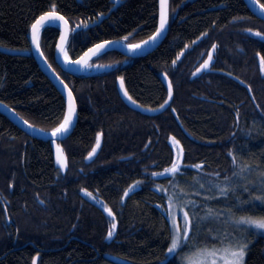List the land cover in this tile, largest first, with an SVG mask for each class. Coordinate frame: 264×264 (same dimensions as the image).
<instances>
[{"label":"trees","instance_id":"trees-1","mask_svg":"<svg viewBox=\"0 0 264 264\" xmlns=\"http://www.w3.org/2000/svg\"><path fill=\"white\" fill-rule=\"evenodd\" d=\"M118 1L0 0V48L24 53L0 52V103L39 130L57 129L65 103L31 54L30 29L49 12L80 26L66 44L71 60L108 40L138 45L151 38L158 0ZM168 14L167 36L156 49L138 58L104 52L92 65L110 71L92 76L63 72L54 59L59 30L40 31L41 52L73 93L77 121L58 142L62 175L49 142L0 114V264H31L37 253L38 264H115L106 254L131 264H183L199 250L244 241L245 264H264V234L240 223L232 240L222 236L225 219L233 225L264 217V201L256 199L264 197V42L252 36L264 33V22L242 0H168ZM213 46V67L245 83L254 101L228 76L193 77ZM162 74L173 100L159 115H141L120 99L117 79L135 103L159 108L167 99ZM99 135L101 150L87 165ZM173 164L179 171L167 172ZM169 203L188 213L191 229L172 256ZM5 212L18 222V236Z\"/></svg>","mask_w":264,"mask_h":264},{"label":"water","instance_id":"water-1","mask_svg":"<svg viewBox=\"0 0 264 264\" xmlns=\"http://www.w3.org/2000/svg\"><path fill=\"white\" fill-rule=\"evenodd\" d=\"M242 1H243L244 5L247 7V9L249 10V12L254 17H256L257 19L264 22V8L256 0H242ZM118 2L119 1L116 0V2H115L116 5L118 4ZM166 7H167V23L165 24L164 31L162 32V34L159 35V37H157L154 41H153V37H156V34L160 30V26H161L162 0H158V17H157L156 31L151 38H149L148 40L145 41L147 43L143 42V43L139 44V46H143V47H138V48L134 49L133 46H128V45H125L124 43L118 42V41L102 42V43H99V44L93 46L88 51H86L83 55H81L78 59L73 60V61L65 60V55L67 56L66 44L68 42L70 33L75 34L80 28L74 27L71 31V28H70L68 22L64 18L56 20L55 22L57 23V27L59 30V38L57 40L55 51H54V59H55L56 65L63 72H65L69 75L92 76L94 74H99V73L110 71L109 67H98L96 65L95 66L89 65L90 62L92 61V59L101 53H104L107 51H117L120 54H122L128 58H138L142 55H145V54L153 51L165 40L167 33H168V26H169L168 0H167ZM47 14L42 15V16H46ZM54 14L58 17H62L59 14H56V13H54ZM40 18L34 23L37 25V28L34 30L33 27H31V29H30L29 38H30L31 54H32L38 68L40 69V71L46 76V78L50 81V83L54 86V88L57 90V92L63 98V101L65 103L66 116H68L69 112L72 111V113H73L72 123L68 127V131L66 133H63L62 135L61 134L53 135L52 132H44V131L36 129L32 126L29 127L30 126L29 124H27L13 110H11L9 107H7L6 105H4L2 103H0V114L5 116V118L11 124L16 126L19 130L24 132L29 137L36 139V140H40V141L50 142V146H51L52 154H53L54 166H55V168L59 169L62 174H64L65 167L61 168L60 164L57 163L58 158L61 160V163H65V158H64L63 152L59 148L57 142L62 141L63 139L68 137L69 134L71 133V131L73 130V128L76 124V121H77V106H76V102H75L73 93L71 92L69 87L63 82V80L58 76V74L53 70V68L48 64V62L45 60V58L41 52V49H40L39 43H38L39 32L41 31V29L43 27L46 26L45 24L49 21H44V22H41L40 24H37V22L40 21ZM103 18H104L103 16H100L98 18L99 22ZM92 25H95V22ZM98 45H102L103 47L97 48ZM0 52L6 53V54H13V55L14 54L15 55H20V54L23 55L24 54V53H18V52H13V51H7V50L1 49V48H0ZM209 55H211V57H212L211 61H209ZM214 55H215V47H213L210 50L205 61H203V63L196 69L193 77L196 78V77H199L203 73L210 72V66L214 65V63H215ZM182 58H183V53L180 54V57L178 60L181 61ZM205 63H208L207 69L204 68ZM215 72H217V71H215ZM219 73L224 75V76H228L229 78H231L232 80L237 82L239 85L244 87L252 99V95H251L249 87L247 85H245L242 81H240L237 78H235L231 75H228L224 72H219ZM161 81L167 90V99H166L165 103L162 105L163 107L160 106L157 109L143 108L140 105H138L137 103L133 104L132 103L133 100H129L124 95V92L126 90L124 88V85H123V87H121V82H123L121 79L116 80V90L118 92L120 99L128 108H130L133 111L140 113L141 115L153 117V116L159 115L160 113L164 112L170 106V104L173 100L172 86H171V94L169 93V85H171L170 80L168 79V77L166 75L162 74L161 75ZM96 145H97V143H96ZM96 145L93 147V149H95V154L92 155L91 159H89V155L92 153V150H93L92 149L91 152L89 153V155L85 159L86 163H91L97 157L98 153L100 152L101 147H102V136H99V147L97 148ZM104 213L106 216H108L112 220L115 219L113 215L112 216L108 215V211H104ZM5 217H6L7 222H9L8 217L7 216H5ZM115 228H116V224H115ZM105 257L115 264H131L127 261L118 259L112 255H109V254H106ZM38 259H39V256H36L33 259L32 264H34V262H35V264H37Z\"/></svg>","mask_w":264,"mask_h":264},{"label":"snow or ice","instance_id":"snow-or-ice-1","mask_svg":"<svg viewBox=\"0 0 264 264\" xmlns=\"http://www.w3.org/2000/svg\"><path fill=\"white\" fill-rule=\"evenodd\" d=\"M166 5H167V0H162L161 26H160V30L156 34V37H153V41L157 37H159V35L162 34V32L164 31L165 24L167 23V7H166ZM58 19H63V17H58L53 12H49L46 16H42L40 18V21L37 22V24H40L41 22H44V21L54 22ZM32 27L35 30L37 28V25L34 24ZM255 35L260 36V33L257 32V33H255ZM145 43H147V42H145ZM102 47H103L102 45L97 46V48H102ZM133 47L135 49V48H138L140 46L135 45ZM211 59H212V57H211V55H209V61H211ZM204 68L205 69L208 68V63H205ZM121 87H123V82H121ZM169 93L171 94V85H169ZM124 95L129 100H132V98L130 96H128L127 91L124 92ZM132 103L135 104V101H132ZM72 115H73V113H72V111H70L68 116L65 118L64 122L60 125V127L55 129V131L53 132V135H57V134L62 135L63 133H66L68 131V127L72 123ZM29 127H31V126H29ZM96 147L97 148L99 147V137L97 138ZM94 154H95V149L92 150V153L89 155V159H91L92 155H94ZM229 155H231V153H229ZM233 162H235V161H233ZM57 163L60 164L61 168L66 167V164L61 163V160L59 158L57 159ZM166 171L169 173H176L179 171V166L176 164H173V166L170 169H167ZM201 187H203V185H201ZM220 191H221V193H224L227 190L221 188ZM124 195L127 196L128 193L125 192ZM256 199H260V200L264 201V197H256ZM211 214H212L211 211H209V215H211ZM108 215L112 216V212L110 210H108ZM184 219L186 221V226L184 229L183 237H180V236L173 237V239L171 241V245L168 248L169 254L176 253L177 249L181 247V239H183L184 241H190V239H191V237L188 234L189 231L191 230L188 223H187L189 221L188 213L184 214ZM239 223L247 224L251 228H255L258 231L264 232V217L244 218V219H241L239 221ZM112 227L114 230L115 224H113ZM112 236H113V231H109L107 234V239H111ZM248 248H249V243L247 241L238 242L235 244L229 242L227 247H224L223 249H215V250H213V252L211 254L215 255L217 251L221 252L222 253L221 258L224 259L225 264H245V257L247 256ZM34 264H35V262H34Z\"/></svg>","mask_w":264,"mask_h":264},{"label":"rangeland","instance_id":"rangeland-1","mask_svg":"<svg viewBox=\"0 0 264 264\" xmlns=\"http://www.w3.org/2000/svg\"><path fill=\"white\" fill-rule=\"evenodd\" d=\"M259 179H260V181H262L263 178L260 176ZM252 185H255V182H252ZM166 212H167V218H168L170 228H171L172 239L175 236L183 237L184 229L186 226V221L184 219V214H185L184 211L182 209L179 210L172 203H169L167 205ZM187 223L189 225V221ZM234 226H236L238 228H234ZM246 226L249 227V225H247V224H246ZM239 228H241L240 223H234L232 225L230 219L229 220L225 219L224 220V233L222 234V236H225L228 234L227 237H228V240L230 241V240H232V238H231L232 231L234 229H239ZM242 229H244V228H242ZM254 230H256V229L254 228ZM256 231L258 233L264 234V232H261L258 230H256ZM172 239H171V241H172ZM236 241H238V240H236ZM183 242H184V240L181 239V245ZM170 245H171V243H170ZM227 245L226 246L224 245L223 247H219V248H212L206 252H202L203 250H199L198 252H194L193 258L192 257L187 258L183 264H225L224 259L221 258V256H222L221 252L217 251L215 255H212L211 253L213 252V250L223 249L224 247H227ZM167 253H168V251H167ZM174 254L168 253V256H172Z\"/></svg>","mask_w":264,"mask_h":264},{"label":"flooded vegetation","instance_id":"flooded-vegetation-1","mask_svg":"<svg viewBox=\"0 0 264 264\" xmlns=\"http://www.w3.org/2000/svg\"><path fill=\"white\" fill-rule=\"evenodd\" d=\"M255 33H257V31H252V36H255V37H258V38H260L263 42H264V33L262 34V35H260V36H257V35H255ZM187 49L188 48H185V50L184 51H181L178 55H179V57H180V54L181 53H183V57H184V54H185V52L187 51ZM179 59V58H178ZM183 59V58H182ZM182 61V60H181ZM214 65H215V63H214ZM214 71V72H213ZM215 71H218V69L217 68H214L213 67V65L212 66H210V72H208L207 74H210V73H215ZM249 95V94H248ZM250 97V96H249ZM250 99H251V97H250ZM252 100V99H251ZM253 101V100H252ZM99 136H101V135H99ZM97 143V142H96ZM96 145V144H95ZM94 145V146H95ZM93 149V148H92ZM87 156H88V154H87ZM86 156V157H87ZM85 157V158H86ZM97 208H99V207H97ZM8 224H11V226L14 228V230H15V236H18V222L17 223H14V222H9ZM7 224V225H8ZM43 251H41V253H42ZM37 255H39V257L41 256V254L40 253H37L35 256H37ZM40 260V259H39ZM39 260H38V262H39ZM32 263V262H31Z\"/></svg>","mask_w":264,"mask_h":264},{"label":"bare ground","instance_id":"bare-ground-1","mask_svg":"<svg viewBox=\"0 0 264 264\" xmlns=\"http://www.w3.org/2000/svg\"><path fill=\"white\" fill-rule=\"evenodd\" d=\"M45 25H49V26H56L57 25V23L54 21V22H47ZM44 25V26H45ZM109 41V40H108ZM140 47H143V46H140ZM68 59V57L65 55V60H67ZM100 67V66H99Z\"/></svg>","mask_w":264,"mask_h":264}]
</instances>
